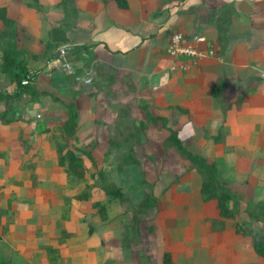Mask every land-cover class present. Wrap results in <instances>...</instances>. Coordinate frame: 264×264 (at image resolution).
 <instances>
[{"label": "crops", "instance_id": "1", "mask_svg": "<svg viewBox=\"0 0 264 264\" xmlns=\"http://www.w3.org/2000/svg\"><path fill=\"white\" fill-rule=\"evenodd\" d=\"M60 1L30 7L31 0H3L11 28L21 30L27 68L38 71L33 84L53 96L16 104L12 120H0V264H130L125 255L135 244L125 242L124 218L93 205L109 199L93 179L69 180L56 142L74 124L75 138L67 140L103 158L109 143L117 144L120 125L146 123V111L166 119L190 152L215 164L235 197L229 202L235 217L222 216L215 198L202 197V176L188 159L162 148L150 181V229L139 244L146 258L131 259L264 264L253 237L237 227L244 221L264 238V222L246 212L253 204L264 207V0H128L126 8L116 0H71L65 9ZM172 32L203 35V46L216 54L172 71L166 53ZM64 62L91 83L74 82ZM220 81L226 88L216 98L211 89ZM146 146L144 165L153 166L156 148ZM113 150L125 152L120 145ZM89 183V198H75Z\"/></svg>", "mask_w": 264, "mask_h": 264}, {"label": "rangeland", "instance_id": "2", "mask_svg": "<svg viewBox=\"0 0 264 264\" xmlns=\"http://www.w3.org/2000/svg\"><path fill=\"white\" fill-rule=\"evenodd\" d=\"M32 4L33 3L31 0L29 5L30 7H35L36 5H38V2L36 5ZM5 9L6 7L3 4V0H0V89L5 88L10 90L15 87V85L10 80V73L16 71V69L18 68V63L16 62L8 64V62H11V57H16L19 60L23 59L24 61H26V57L24 56L25 54H23L24 52L22 51V47L18 42V32L20 33L21 30L19 31L17 29L11 28L13 26V19L7 16V10ZM53 36L59 37V33H54ZM51 50L53 51V48ZM66 60L72 61V58L68 56ZM31 99H34L33 95H31L30 92H27L22 100L18 102V105L23 106L26 101L29 102ZM0 104H3V102H0ZM137 121L138 120L135 119V122ZM70 125L71 124L67 125V127L64 128V132L62 133L66 134L65 140L67 141L66 143L68 145V148L74 149L76 147L74 145V142H69L67 138H75L77 127ZM118 130L119 134L115 138L117 144H113V142L109 143L107 151L105 152L103 158L93 157V159L98 162V165H93L92 161L87 156H81L83 165L85 166L84 161H86L87 165L89 166V168H85L84 179L80 180L75 175H69V180L71 182H90V180H94L91 177V173L95 172L96 169H102L104 171V178L106 179V182L113 183L114 185L122 188L124 195L128 198V200L120 201L117 198H111L107 200V203H105L101 209L104 210L106 214L113 215L114 217L118 216L119 219L124 218L123 224L126 226V231H128L125 242L132 239L135 244L134 250L130 253L127 252L125 257L127 260L130 258V264L133 261L135 262V264H138V261L131 258L134 256H136L137 258L141 257L142 261H145L146 256L141 254L143 252V248L141 247L140 249L139 244L141 245V242H143L142 231H147L150 229L149 218L146 217H149L151 214V211H149V209L140 207V204L143 202L146 196L152 195L153 193L150 181L154 180L158 175L157 165L160 161L159 154L161 152V149L163 148L164 150H166V147H168L169 145L166 144L165 141L160 142L162 141L163 133L160 129L154 127L149 120H146V123L143 127H141L140 124H138V126L134 125L133 123L131 124V122L127 120L124 121V124L120 125V128ZM148 136L153 137L155 140H149ZM144 141H146L147 143H144ZM56 143L58 144V142ZM149 144L152 145V149L156 148L157 158H150L154 162V165L151 166L149 164L146 167V165H144L145 163H147L145 154L147 153L148 148L146 145ZM119 145L122 146L123 149H125L122 150L123 152L126 151V149H128L130 145L133 146L134 157L137 160L136 164L127 165L123 168L122 155L117 156L116 153L115 155H112V150H116ZM83 150L86 151L85 149ZM162 159H164V157H162ZM119 166L121 167L119 168ZM89 169H91L92 171ZM87 186L88 190L90 191V183L87 184ZM138 209H142V213L138 212L135 215L136 217H133L132 214L134 213V211H141Z\"/></svg>", "mask_w": 264, "mask_h": 264}, {"label": "trees", "instance_id": "3", "mask_svg": "<svg viewBox=\"0 0 264 264\" xmlns=\"http://www.w3.org/2000/svg\"><path fill=\"white\" fill-rule=\"evenodd\" d=\"M33 4H37V0H32ZM61 7L65 9L70 3L71 0H61ZM116 3L121 8L128 7V0H116ZM6 10V9H5ZM51 43L47 44V50L52 47ZM78 51L82 49L81 46L74 47ZM56 58V55H52L50 59ZM18 63V68L16 71L11 72L10 80L15 85L13 89H0V102L4 104V110L0 112V120L8 123L12 119L8 117V114H13L15 105L18 104L19 101L22 100L24 95L27 92H30L34 98H37L41 95H52L48 90L43 88H37L33 82L37 77L38 71L30 73L27 69L26 61L23 59L19 60L16 57H11V63ZM77 73V70H75ZM73 78V77H72ZM226 88V84L223 81L216 83L212 89V95L216 98L221 97L223 91ZM53 96V95H52ZM33 100V99H32ZM71 107V106H70ZM69 107V108H70ZM72 114L75 115L74 109L71 108ZM147 120H149L154 127L160 129L164 135V141L169 146L174 147L179 153L183 155L186 159H188L193 167L197 169V171L202 176V186H201V194L204 199L215 198L217 200L218 208L222 216L225 217H235V213L231 210L229 206V202L235 197L227 188L226 184L222 182L217 174V169L214 163L207 161L200 155L194 154L190 152L179 140L177 131L173 130L167 123L166 119L161 118L159 116H153L149 112H145ZM17 118V117H16ZM144 122H140L141 127L144 126ZM75 126L74 124H71ZM70 125V126H71ZM67 141L64 139V142L58 143L56 145V151L58 156L59 165L65 167V171L67 175H75L78 179L83 180L85 175V166L83 165V161L81 155L87 156L93 165H98V162L93 159V157L79 147H75L74 149H69L66 143ZM65 144V145H63ZM133 146L130 145L128 149L122 155V166L123 168L127 165H134L137 163V160L134 157ZM121 166H119L120 168ZM96 169V168H95ZM91 177L95 180L94 185L99 187L105 195L111 198H117L120 201H126L128 198L124 195V192L121 187L114 185L113 183L106 182L104 178V171L102 169H96L95 172L91 173ZM90 196V191L88 190V186L85 185L83 189H79L77 193L74 195L77 199H88ZM155 201V197L152 195L146 196L143 202L140 204V207L148 209L153 206ZM94 206L102 205L99 202H94ZM141 211H134L132 214L133 217L139 212L142 213V209H138ZM247 214L250 218L255 221H263L264 222V207L261 203L253 204L249 206L246 210ZM138 220V219H137ZM237 227L239 230H243L250 234L254 239V246L256 251L264 256V238L261 233H258L254 229L251 228L249 224L246 222H238ZM165 263H169L168 254L165 255L164 258Z\"/></svg>", "mask_w": 264, "mask_h": 264}, {"label": "built area", "instance_id": "4", "mask_svg": "<svg viewBox=\"0 0 264 264\" xmlns=\"http://www.w3.org/2000/svg\"><path fill=\"white\" fill-rule=\"evenodd\" d=\"M205 43L206 38L203 35L193 34L187 36L181 32H172L168 38L166 47L167 55L173 60L170 70L186 71L190 68L192 60L213 57L216 54L214 49L203 46ZM63 68L73 74L74 82L83 85L91 83L89 75L76 73L72 64L69 62H64Z\"/></svg>", "mask_w": 264, "mask_h": 264}]
</instances>
